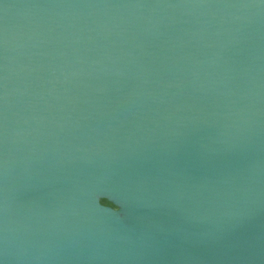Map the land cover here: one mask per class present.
<instances>
[{"label":"water","instance_id":"1","mask_svg":"<svg viewBox=\"0 0 264 264\" xmlns=\"http://www.w3.org/2000/svg\"><path fill=\"white\" fill-rule=\"evenodd\" d=\"M0 264H264V0H0Z\"/></svg>","mask_w":264,"mask_h":264},{"label":"trees","instance_id":"2","mask_svg":"<svg viewBox=\"0 0 264 264\" xmlns=\"http://www.w3.org/2000/svg\"><path fill=\"white\" fill-rule=\"evenodd\" d=\"M102 203L106 204V205H110V206H114V204L112 202H110L108 199L106 198H103L102 200Z\"/></svg>","mask_w":264,"mask_h":264}]
</instances>
